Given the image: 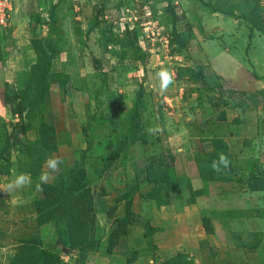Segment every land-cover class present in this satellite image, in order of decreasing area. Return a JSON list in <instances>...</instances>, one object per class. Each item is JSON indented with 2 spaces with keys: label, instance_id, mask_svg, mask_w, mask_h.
Listing matches in <instances>:
<instances>
[{
  "label": "rangeland",
  "instance_id": "374dc122",
  "mask_svg": "<svg viewBox=\"0 0 264 264\" xmlns=\"http://www.w3.org/2000/svg\"><path fill=\"white\" fill-rule=\"evenodd\" d=\"M8 1V19L0 24V188L21 172L33 183L0 193V264H95L92 255H78L88 250L90 217L103 197L121 212L95 248L108 258L100 264L133 262L138 251L128 259V247L164 252L154 264H193L186 253L170 255L171 237L168 245L149 239L147 246L139 238L169 222L158 213L161 206L179 210L183 196L193 202L200 195L208 196V211L224 215L199 223L210 240L201 245L209 257L197 263H230L224 224L243 227L232 224L238 218L232 213L258 214L253 197H264V46L258 44L264 0ZM56 22L59 29L52 28ZM32 37L65 59L63 70L41 84L48 90L40 103L30 102L37 83L30 67L14 75L28 64L16 51L26 44L33 50ZM162 70L173 76L166 91L156 75ZM220 139L225 145L216 146ZM221 153L229 165L214 171ZM50 156L63 163L47 184L60 188L71 178L74 189L89 188L84 232L75 190L71 198L53 191L55 210H42L45 184L36 185L42 170L50 171ZM199 169L221 178L204 181ZM83 236V250L71 251ZM254 253L246 261L254 255L264 264Z\"/></svg>",
  "mask_w": 264,
  "mask_h": 264
},
{
  "label": "crops",
  "instance_id": "0c3cea01",
  "mask_svg": "<svg viewBox=\"0 0 264 264\" xmlns=\"http://www.w3.org/2000/svg\"><path fill=\"white\" fill-rule=\"evenodd\" d=\"M62 4L63 2L58 5L57 13L61 10ZM52 28L59 29L57 22L55 25H52ZM18 30V27L15 26L13 28V34H15V32ZM262 40L263 41L258 43L261 45V47L264 46V39ZM19 47L20 50H17L16 53L24 56L26 58L24 64L27 61L28 64H25L23 67H15V78L23 74L25 70H27L30 65L36 61L34 50L30 49L27 44ZM262 48L264 49V47ZM57 55L52 59L51 62V72L53 73L63 70V62L65 61V59L63 58V52L59 54L60 56ZM22 68H24L25 70H23ZM214 69L219 74V76H223L219 68L214 67ZM212 182L213 181H211L210 184ZM207 197L208 196L203 197L200 195L193 202H188L187 198L189 197L184 198L183 196L180 205L182 208L179 210H176L175 207H170L169 205L161 206L158 209V213L161 215H165L166 221L169 222H158L159 224L158 226H156L155 232L150 235L143 234L145 235V238L143 235L141 239L139 238L141 244H143V246H147L148 240L152 239L157 244L164 243L165 245H168V241L166 240V238L171 237L170 255L177 252H183L188 255V259H190L193 264H198L197 262L202 263L203 261H205L209 257V250L206 249V246L201 247V245L206 244L207 240L210 239L208 238V234L205 232L204 228L203 230L201 229L199 223H202L203 217H209L212 222L213 220L220 221L221 219H219L217 216L224 215L208 211L211 204H208ZM247 206H249L248 203H246V207ZM253 206L254 209H257V212H259L258 214L254 212V215H252L250 211L241 210V208L236 209L235 212L232 213L233 216L238 215V218H234L232 224L241 223V226L243 227L238 229H229V224H224L223 235H226L228 238L223 240L222 246L224 248V253L231 255L228 260L231 264L233 262H237L236 264H239V260H241L240 264H260V261L257 260L254 255L250 259L251 263H248L246 261L245 256L249 255L248 257H250V254H253L254 252L257 253L260 259H264V197L260 195L253 197ZM119 207V203H112L107 197L96 200L94 211L90 217L91 237L88 241V250L85 252L80 251V255H78L79 258L80 256H82L81 254L85 253L86 256L92 255L93 262L95 261V264H100V262L105 263L108 260V258L104 257L101 252H97V249L95 248L100 247V244L103 242L105 235H107L108 233L110 223L116 215H119ZM198 234H200V238H197L199 236ZM211 234L213 235V237L216 235V227H213V232ZM133 236V233H128V243H131L134 240ZM134 249L138 251L139 257L136 258L133 262H130V260H128V264H154V258L155 260H157L158 256H161L164 253L158 251V253L155 254L156 256H153V253H149L150 250L148 249L140 250L138 249V247H128V259L129 255H132L131 251ZM98 250H100V248ZM230 263L228 262V264ZM61 264L73 263L62 261Z\"/></svg>",
  "mask_w": 264,
  "mask_h": 264
},
{
  "label": "trees",
  "instance_id": "16d2710c",
  "mask_svg": "<svg viewBox=\"0 0 264 264\" xmlns=\"http://www.w3.org/2000/svg\"><path fill=\"white\" fill-rule=\"evenodd\" d=\"M247 18V17H246ZM250 20L251 17H250ZM43 23L44 22H39ZM30 43L32 44V48L35 52L36 55V61L31 64L29 73L34 74L35 78L37 79L36 87H35V96L33 100H31V103H40L44 97L45 94L48 90V86L46 83V86L42 87L41 84H43L45 81H47L49 75H53V72H51V62L54 57L59 53L58 48H55L54 46L50 45L49 48H47L44 45V39L41 37H32L30 38ZM57 76V73L54 74ZM19 113V112H18ZM219 142L225 143L220 139L217 143L216 146L219 145ZM217 150V149H216ZM217 152V151H216ZM200 171V176L204 181H210V180H218L221 178V176L214 177L216 174H211L208 172L203 171L202 169H199ZM84 184H82L83 186ZM78 188V187H77ZM261 187L256 186L253 187L252 189L257 190ZM73 190L76 191V194H72ZM79 189H74L73 187V180L71 178H68L65 182L61 183V186H53L50 184H45L44 186V198L41 200V205H42V210H45L46 212L52 213L55 210L56 203H57V198H56V193H53V191H61V193L65 196L67 195L69 198H75L72 200L74 201V208L76 207L77 209H81V212L83 213V216L81 219H79V225L83 227V232H84V227L87 226L88 228V222L87 218L89 214L92 211V196L89 191L88 186L85 185V189L79 191ZM202 194L201 190L197 191V195ZM87 241V237H79L76 238V240L73 241L72 246H71V251L74 249L77 250H83L84 248V243ZM59 263V261H58ZM57 263V264H58Z\"/></svg>",
  "mask_w": 264,
  "mask_h": 264
},
{
  "label": "clouds",
  "instance_id": "9594fccd",
  "mask_svg": "<svg viewBox=\"0 0 264 264\" xmlns=\"http://www.w3.org/2000/svg\"><path fill=\"white\" fill-rule=\"evenodd\" d=\"M156 75L160 82V90L166 91L169 85L173 82L172 74L168 70H162ZM148 131L152 133L154 130L150 128L148 129ZM61 163H63V161L57 157L50 156L46 159V168L50 171L42 170L41 174L38 177L39 182L36 185L38 190H42V185L49 183L53 179L52 173L59 172ZM220 165H223L225 168H227L229 165L228 158L223 153L219 154L218 161H213L212 169L214 171H219ZM32 183L33 181L31 174L21 172L19 174H15L14 178L9 183H7L6 186L0 188V193L8 195L16 190H21L26 187H29L32 185Z\"/></svg>",
  "mask_w": 264,
  "mask_h": 264
},
{
  "label": "built area",
  "instance_id": "2783aa9c",
  "mask_svg": "<svg viewBox=\"0 0 264 264\" xmlns=\"http://www.w3.org/2000/svg\"><path fill=\"white\" fill-rule=\"evenodd\" d=\"M11 10L8 0H0V24L4 25L8 19V13Z\"/></svg>",
  "mask_w": 264,
  "mask_h": 264
}]
</instances>
